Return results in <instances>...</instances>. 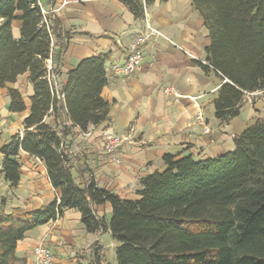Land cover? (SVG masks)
<instances>
[{
    "label": "trees",
    "instance_id": "obj_1",
    "mask_svg": "<svg viewBox=\"0 0 264 264\" xmlns=\"http://www.w3.org/2000/svg\"><path fill=\"white\" fill-rule=\"evenodd\" d=\"M120 1L143 18L145 7L157 0ZM193 5L211 38L206 67L222 78L215 116L226 123L241 114L247 93L264 90V0H193ZM16 19L22 22L19 37L13 31ZM70 38L58 19L46 23L39 0H0V90L26 73L34 88L24 133L0 148V171L17 187L24 150L44 163L60 192L38 210L8 212L0 205V264H27L17 255L19 243L69 209L81 213L86 232H111L119 243L114 264H264V121L243 131L235 149L216 158L165 155L166 169L142 178L139 198L123 199L100 187L74 150L76 135L109 120L110 104L102 96L107 55L83 59L59 85ZM9 96L10 112L27 109L19 89L10 88ZM50 116L54 123L46 122ZM107 202L110 221L97 212Z\"/></svg>",
    "mask_w": 264,
    "mask_h": 264
},
{
    "label": "crops",
    "instance_id": "obj_2",
    "mask_svg": "<svg viewBox=\"0 0 264 264\" xmlns=\"http://www.w3.org/2000/svg\"><path fill=\"white\" fill-rule=\"evenodd\" d=\"M39 1L41 7L50 11L49 18L58 19L62 32L71 36L62 57L60 86L67 82V73L83 59L108 56V82L102 96L110 104L109 120L90 126L89 135L80 132L74 138V150L82 155L100 187L123 199L136 200L142 178L166 169L165 155L216 158L234 150L235 139L243 131L264 121V90L247 93L238 117L226 123L216 118L214 99L222 78L212 67H206L209 66L206 49L211 38L193 0H157L147 7L149 20L173 43L162 37L150 39L141 68L131 76L114 72L113 65L126 61L129 44L145 29V15L136 18L120 0ZM21 24L19 19L13 21L16 37L20 36ZM50 62L53 65L52 59ZM169 85L181 93L179 100L164 92ZM10 88L23 94L27 106L24 112L9 111ZM33 93L28 73L0 90V148L12 136L24 133ZM46 122L54 123V116ZM66 123L72 122L68 119ZM205 125L209 132L205 131ZM105 127L127 138L118 151L121 163L102 149L101 129ZM3 160L4 154L0 152L1 164ZM18 160L21 180L17 187H12L0 174V205L8 212L14 207L33 211L59 199L60 192L53 187L38 157L21 150ZM97 212L110 221L112 205L109 202L100 205ZM105 235L114 240L110 231L86 232L81 213L69 209L56 220L29 231L19 243L17 255L25 258L27 264H37L34 248L44 243L54 252L53 264H74L78 260L110 264L104 256Z\"/></svg>",
    "mask_w": 264,
    "mask_h": 264
},
{
    "label": "built area",
    "instance_id": "obj_3",
    "mask_svg": "<svg viewBox=\"0 0 264 264\" xmlns=\"http://www.w3.org/2000/svg\"><path fill=\"white\" fill-rule=\"evenodd\" d=\"M42 13L44 15L45 21L48 24L49 23V13L50 11H47L43 7H41ZM144 15H145V29L141 35L136 37L128 47V56L124 63L122 64H114L113 70L114 72L118 74H124L127 76H131L135 74L142 66L143 61V55L144 50L147 42L150 39L162 37L170 42L173 43V41L165 35L160 28L155 26L148 18V10L147 7L144 9ZM51 59L49 60V69L52 68ZM56 75H51V78L56 79ZM164 92L166 94L173 95L176 100H179L181 93L178 91V89L173 86L169 85L164 88ZM200 120H203V117L201 115L198 116ZM204 129L206 132H209L210 129L207 125L204 126ZM2 131V125L0 124V132ZM90 131L84 133L89 135ZM101 139H102V149L105 154L112 156L113 160L117 163L122 162V158L119 155L118 151L120 147L124 144L126 141V137L124 135H121L114 130H112L109 127H105L101 129ZM34 255L37 261V264H53L54 262V252L52 249L45 245L44 243H39L34 248Z\"/></svg>",
    "mask_w": 264,
    "mask_h": 264
},
{
    "label": "rangeland",
    "instance_id": "obj_4",
    "mask_svg": "<svg viewBox=\"0 0 264 264\" xmlns=\"http://www.w3.org/2000/svg\"><path fill=\"white\" fill-rule=\"evenodd\" d=\"M1 162H0V167H1ZM0 174L1 171H0ZM104 240H105V252H104V256H105V260L107 263H112L115 262V253H116V249L119 246V243L116 240H111V238L108 235L104 236Z\"/></svg>",
    "mask_w": 264,
    "mask_h": 264
}]
</instances>
